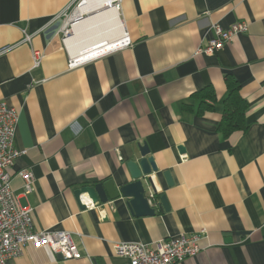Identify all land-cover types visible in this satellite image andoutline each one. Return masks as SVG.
<instances>
[{
  "label": "crops",
  "instance_id": "0c3cea01",
  "mask_svg": "<svg viewBox=\"0 0 264 264\" xmlns=\"http://www.w3.org/2000/svg\"><path fill=\"white\" fill-rule=\"evenodd\" d=\"M76 1L0 0V102L19 114L12 186L36 231L69 232L82 254L65 260L29 244L7 264H128L116 244L195 234L202 251L180 264H264V0H123L119 19L133 46L69 70L68 39L50 31ZM239 22L248 32L198 54L214 25ZM226 76L248 104L247 129L227 138ZM210 87L215 110L199 115L193 96ZM144 144L159 169L155 215L137 216L123 197L93 210L75 196L132 183L127 163ZM25 170L35 179L30 195L17 176Z\"/></svg>",
  "mask_w": 264,
  "mask_h": 264
},
{
  "label": "built area",
  "instance_id": "2783aa9c",
  "mask_svg": "<svg viewBox=\"0 0 264 264\" xmlns=\"http://www.w3.org/2000/svg\"><path fill=\"white\" fill-rule=\"evenodd\" d=\"M87 0H77L62 15L54 21L66 16L71 8L77 4L82 7ZM123 0H115L113 8L120 13ZM76 15L71 17L61 30L63 42L72 36ZM216 37L208 41L198 50V54L213 55L216 51L224 49L232 39L240 34L246 33L249 26L244 22L234 24L229 29L220 25H214ZM59 33V34H60ZM31 35L26 34L25 42L30 43ZM133 42L125 30L122 40L116 47L99 52L86 58H74L71 55L68 60L69 70H76L82 66L101 59L115 51L130 48ZM7 49L3 50L5 52ZM42 56L34 53V65H40ZM19 114L15 108L5 102H0V264H7L9 260L21 257L29 244L37 248L48 247L54 254L65 260H80L82 254L75 246L72 236L65 231H36L33 217V209L21 205L18 196L12 186V169L21 156L15 146V137L18 126ZM17 176L22 180L25 195L34 193L35 179L30 171H21ZM82 203L88 209H96L90 200L80 197ZM157 195L150 194V202L155 205ZM103 218L105 212H100ZM202 235H181L171 237L155 243L153 246L144 243H118L114 246L115 254L128 260V264H180L189 258H195L202 251L200 245Z\"/></svg>",
  "mask_w": 264,
  "mask_h": 264
},
{
  "label": "water",
  "instance_id": "95a60500",
  "mask_svg": "<svg viewBox=\"0 0 264 264\" xmlns=\"http://www.w3.org/2000/svg\"><path fill=\"white\" fill-rule=\"evenodd\" d=\"M180 152L185 154V149L180 148ZM127 167L131 173L132 183L118 189L113 181H107L93 187L82 188L75 193V196L79 198L83 194H88L93 203L98 206L123 197L129 199L128 204L137 216L155 215L156 206L150 202L149 198L151 193L159 195L154 181V175L159 174V169L146 144L139 147L138 156L129 161ZM163 176L168 185L172 186L173 180L170 172H164ZM158 202L157 198L155 203ZM161 204L165 210L169 209L165 197L161 198Z\"/></svg>",
  "mask_w": 264,
  "mask_h": 264
},
{
  "label": "bare ground",
  "instance_id": "6f19581e",
  "mask_svg": "<svg viewBox=\"0 0 264 264\" xmlns=\"http://www.w3.org/2000/svg\"><path fill=\"white\" fill-rule=\"evenodd\" d=\"M115 0H87L77 8L74 34L66 46L74 58H86L116 47L122 40L124 25L113 8ZM87 14L88 18H84Z\"/></svg>",
  "mask_w": 264,
  "mask_h": 264
},
{
  "label": "trees",
  "instance_id": "16d2710c",
  "mask_svg": "<svg viewBox=\"0 0 264 264\" xmlns=\"http://www.w3.org/2000/svg\"><path fill=\"white\" fill-rule=\"evenodd\" d=\"M225 84L229 91L227 99L224 101L223 119L219 126V131L224 137H229L236 132L247 129L246 113L247 102L240 95V85L231 76L225 77ZM194 99L200 100L199 115L207 111H214L217 102L216 93L213 88L195 93Z\"/></svg>",
  "mask_w": 264,
  "mask_h": 264
},
{
  "label": "rangeland",
  "instance_id": "374dc122",
  "mask_svg": "<svg viewBox=\"0 0 264 264\" xmlns=\"http://www.w3.org/2000/svg\"><path fill=\"white\" fill-rule=\"evenodd\" d=\"M78 5L75 4L71 10L67 13L66 16H63L61 19H59V21L52 26L50 33H52V35H60V37L63 39L62 33H60V30L66 25L68 24V21L71 17H73L74 15H76V11H77ZM90 16H88L87 14H85L84 18H88ZM60 33V34H59ZM72 37V36H71Z\"/></svg>",
  "mask_w": 264,
  "mask_h": 264
},
{
  "label": "flooded vegetation",
  "instance_id": "af4514ba",
  "mask_svg": "<svg viewBox=\"0 0 264 264\" xmlns=\"http://www.w3.org/2000/svg\"><path fill=\"white\" fill-rule=\"evenodd\" d=\"M59 20H56V22H58Z\"/></svg>",
  "mask_w": 264,
  "mask_h": 264
}]
</instances>
